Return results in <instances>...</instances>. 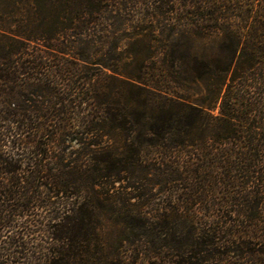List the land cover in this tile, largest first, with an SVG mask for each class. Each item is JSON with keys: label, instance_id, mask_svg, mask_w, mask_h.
<instances>
[{"label": "trees", "instance_id": "16d2710c", "mask_svg": "<svg viewBox=\"0 0 264 264\" xmlns=\"http://www.w3.org/2000/svg\"><path fill=\"white\" fill-rule=\"evenodd\" d=\"M157 168L169 264H264V0H0V264H132L98 188Z\"/></svg>", "mask_w": 264, "mask_h": 264}, {"label": "rangeland", "instance_id": "374dc122", "mask_svg": "<svg viewBox=\"0 0 264 264\" xmlns=\"http://www.w3.org/2000/svg\"><path fill=\"white\" fill-rule=\"evenodd\" d=\"M143 152H146L145 155L151 158L158 159V145L152 148L143 147ZM98 190L109 191L115 213H120L119 209L124 208V214L128 216L138 217L140 214L144 217L153 218L152 228L138 238L132 234L131 228H124V233H121L122 229L119 225L109 224L108 229L106 228L107 236L112 239V244L115 246L121 245L120 239H128V242L122 245V250L132 264H169V257L174 254L173 246L175 244L174 241H170L171 238L165 242L158 237V228H155L158 227L159 223H162V220L158 221V216L174 218L175 215L179 214L178 216L182 219L180 220L182 228L176 234V237L179 238L188 234L189 223L185 220L192 217L193 214L203 218L202 210L193 211L194 209L187 210L178 207L180 201H178V195L174 196L176 192L173 191L172 185L167 187L158 185V168L155 171H150L147 175L138 170H131L122 174L119 180L115 179L110 187L98 188ZM219 216L216 214L214 217L219 218ZM180 233L182 235H179ZM152 250L158 252V255L152 253Z\"/></svg>", "mask_w": 264, "mask_h": 264}]
</instances>
